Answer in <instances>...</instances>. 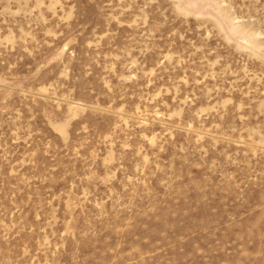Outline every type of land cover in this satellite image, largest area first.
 <instances>
[{"label":"rangeland","instance_id":"1","mask_svg":"<svg viewBox=\"0 0 264 264\" xmlns=\"http://www.w3.org/2000/svg\"><path fill=\"white\" fill-rule=\"evenodd\" d=\"M0 264H264V0H0Z\"/></svg>","mask_w":264,"mask_h":264}]
</instances>
